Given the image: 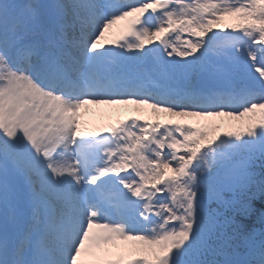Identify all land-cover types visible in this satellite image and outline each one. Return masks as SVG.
Here are the masks:
<instances>
[{"label": "snow or ice", "instance_id": "6c2138e0", "mask_svg": "<svg viewBox=\"0 0 264 264\" xmlns=\"http://www.w3.org/2000/svg\"><path fill=\"white\" fill-rule=\"evenodd\" d=\"M0 264H264V0H0Z\"/></svg>", "mask_w": 264, "mask_h": 264}, {"label": "rangeland", "instance_id": "374dc122", "mask_svg": "<svg viewBox=\"0 0 264 264\" xmlns=\"http://www.w3.org/2000/svg\"><path fill=\"white\" fill-rule=\"evenodd\" d=\"M111 111V113L110 114H113L114 116H118V115H124V114H126V113H128V111H131V108H115V107H110L109 108ZM144 111V112H143ZM147 111L148 110H146V109H142V111L141 112H143V113H147ZM102 120H100L99 121V119H96L95 120V124L96 125H98V124H100V122H101Z\"/></svg>", "mask_w": 264, "mask_h": 264}]
</instances>
